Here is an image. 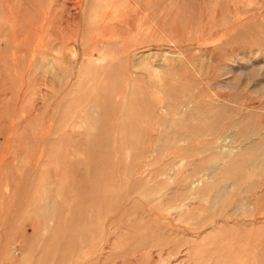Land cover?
Listing matches in <instances>:
<instances>
[{
	"label": "rangeland",
	"instance_id": "1",
	"mask_svg": "<svg viewBox=\"0 0 264 264\" xmlns=\"http://www.w3.org/2000/svg\"><path fill=\"white\" fill-rule=\"evenodd\" d=\"M0 264H264V0H0Z\"/></svg>",
	"mask_w": 264,
	"mask_h": 264
},
{
	"label": "bare ground",
	"instance_id": "2",
	"mask_svg": "<svg viewBox=\"0 0 264 264\" xmlns=\"http://www.w3.org/2000/svg\"><path fill=\"white\" fill-rule=\"evenodd\" d=\"M255 143V142H254ZM225 167V166H224ZM208 190V189H207ZM221 191V190H220Z\"/></svg>",
	"mask_w": 264,
	"mask_h": 264
}]
</instances>
